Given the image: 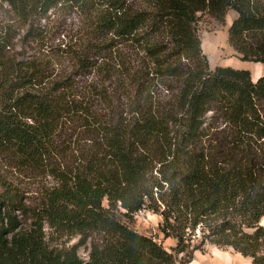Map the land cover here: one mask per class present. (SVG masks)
<instances>
[{"label": "trees", "instance_id": "obj_1", "mask_svg": "<svg viewBox=\"0 0 264 264\" xmlns=\"http://www.w3.org/2000/svg\"><path fill=\"white\" fill-rule=\"evenodd\" d=\"M0 1L13 16L0 30V155L58 181L38 209L17 193H0V264H191L200 248L189 235L199 227L204 243L264 264V76L253 82L247 70H211L197 31L198 14L225 24L235 11L231 47L242 61L264 64L263 0H140L141 10L129 0H99L107 3L106 14L91 34L100 29L121 44L145 42L152 74L172 94L170 105L153 101L116 49L120 86L126 77L136 86L133 123L98 109L112 102L110 88L92 83L93 73L110 68L105 47L92 37L45 48L33 59L10 52L17 24H29L25 40L44 45L46 35L33 23L85 0ZM210 112L229 127L200 152L211 135L205 132ZM80 135L88 142L75 140ZM155 163L174 167L158 183L149 178ZM146 208L162 217L165 238L176 240L172 252L130 227ZM20 215L32 216L33 229L22 227ZM44 223L57 235L91 241L89 260L80 259L79 247L51 250Z\"/></svg>", "mask_w": 264, "mask_h": 264}, {"label": "rangeland", "instance_id": "obj_2", "mask_svg": "<svg viewBox=\"0 0 264 264\" xmlns=\"http://www.w3.org/2000/svg\"><path fill=\"white\" fill-rule=\"evenodd\" d=\"M129 3L136 10L145 8V5L140 0H129ZM106 4L104 1L99 0H85L82 7L66 6L59 8L52 11L46 20L35 21L36 23L33 24L46 35L44 45L34 44L31 40H25L24 36L29 30V24H17L13 34V47L10 52L11 54L20 55V58L24 55L25 60L33 59V55H42L45 48L63 49L71 41L83 38L86 41L92 37L93 43L105 47L103 59H106L110 68L109 72L101 71L100 73H93L95 82L92 83L97 84L99 87L106 86L110 88L109 95L112 102V104L100 103L98 109L101 110L102 114L111 115L113 120H119L123 117V120L133 123L136 86L132 87L133 83L128 81L127 77L124 80L125 84L123 83L124 87L120 86L121 82L119 81H122L123 75L121 73H123V70L117 65L116 57H118V54L116 49L119 50L122 56L120 59L124 61L126 67L133 69V71H138L137 78L142 80L143 85L147 89H150L153 101L170 105L173 100L172 94L166 90L168 89V83H163L155 74H152L155 72L156 67L155 63L148 58L143 50V47L146 45L145 42L121 44V40L115 38L112 33L108 31L102 32L100 29L96 34H91L97 29L99 20H102L106 14ZM12 18L13 16L9 7L0 1V30L3 28V25L8 26L11 24ZM237 18L238 14L230 10L226 15L225 24H221L209 13L198 14L197 31L202 42V50L208 58L211 70H214L216 67L247 70L251 73L252 81L256 82L264 76V64L242 61L241 55L231 47L229 42V29ZM87 76L88 78L91 77L89 74ZM260 105L264 117V103ZM205 121V132L209 134L208 131H210L211 135L203 140L200 152L210 151L215 145L213 140L217 138L216 133L228 130L229 127L220 113H208ZM81 137L83 135H80L78 138L75 136V140ZM83 138L87 141V137ZM70 139L67 141H70ZM259 147L264 148V140L260 143ZM173 168V165L170 166L168 164L161 167L155 163L149 174V178L152 180V183L161 182L165 176L169 177L171 175ZM159 169L161 170L160 173ZM56 187H58V181L49 173L31 172L20 166L17 162L12 161L9 157L0 155V193H3L5 189L9 194L17 193L19 199L27 207L38 209ZM103 204L105 207H108L106 200ZM20 218L24 229H33L34 220L31 215H20ZM161 224L162 217L148 208L138 212L129 223L130 227L139 234L154 238L157 243L169 252H172L173 248L176 247V240L165 238L160 230ZM260 225L264 226V218L261 220ZM44 231L46 243L55 253L62 254L73 247H79L78 255L80 259L86 262L89 260L91 241L83 244L84 241L80 237L72 238L57 235L46 223H44ZM189 236L191 238V246L193 248H200L194 254V260L191 264H252L251 259L244 258L231 248L217 247L209 241L204 243L203 229L200 227Z\"/></svg>", "mask_w": 264, "mask_h": 264}, {"label": "built area", "instance_id": "obj_3", "mask_svg": "<svg viewBox=\"0 0 264 264\" xmlns=\"http://www.w3.org/2000/svg\"><path fill=\"white\" fill-rule=\"evenodd\" d=\"M141 212V211H140Z\"/></svg>", "mask_w": 264, "mask_h": 264}]
</instances>
